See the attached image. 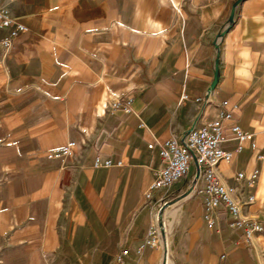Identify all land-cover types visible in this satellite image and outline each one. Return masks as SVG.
<instances>
[{"label":"crops","instance_id":"1","mask_svg":"<svg viewBox=\"0 0 264 264\" xmlns=\"http://www.w3.org/2000/svg\"><path fill=\"white\" fill-rule=\"evenodd\" d=\"M236 1L180 0L147 22L112 0L1 1L25 30L0 52V264H165L146 241L178 198L173 264H264V0L238 2L230 23ZM215 123L232 157L213 173L240 225L224 203L207 218L194 164L151 189L160 145Z\"/></svg>","mask_w":264,"mask_h":264},{"label":"built area","instance_id":"2","mask_svg":"<svg viewBox=\"0 0 264 264\" xmlns=\"http://www.w3.org/2000/svg\"><path fill=\"white\" fill-rule=\"evenodd\" d=\"M0 0V31L7 30L6 37H0V52L4 57L13 47L14 38L25 27L17 23L9 14L1 8ZM130 100L126 102H115L114 109L120 107L124 112H129ZM228 116L225 117V119ZM231 136L239 140V142L251 141L252 136L243 133L238 125L230 127ZM226 134L223 126L220 123H215L209 127L199 129H191L183 134L180 139L171 138L160 145V157L162 161V168L154 177L151 189H168L178 181L185 178L190 172L191 165L194 164L193 186L192 190L205 197V204L207 209V218L214 212L220 204L224 203L230 213L235 217V225H240L242 220L238 217V208L227 195L225 187L219 184L213 173L214 167L222 160L229 161L232 157L231 151H226L221 148V144L225 141ZM74 143H68L66 146L57 148L49 152L47 159H56L68 157L71 154V149ZM152 146H150L151 148ZM122 162H118L117 166H122ZM100 166L99 159H96L95 167ZM105 167H110V162L104 163ZM243 174H239L238 178H243ZM255 178V174L251 179ZM204 180V185L199 186L200 181ZM247 233L251 231H259L260 227L256 223L248 225ZM161 227L153 226L148 231L149 239L146 245L156 247L158 244V236ZM127 251L123 250L116 257V262L121 263L123 256Z\"/></svg>","mask_w":264,"mask_h":264},{"label":"rangeland","instance_id":"3","mask_svg":"<svg viewBox=\"0 0 264 264\" xmlns=\"http://www.w3.org/2000/svg\"><path fill=\"white\" fill-rule=\"evenodd\" d=\"M114 6L115 3H119L122 9V14L127 17L129 20H141L143 22H147L149 20H158L166 19V12L168 9H172L175 11V14H178L179 2L180 0H112ZM190 176V172L188 173ZM188 176V175H187ZM187 179L182 180L186 182ZM192 190V188H191ZM186 197V196H185ZM182 198L173 199L164 203V205L160 208L157 221L155 222V226L166 225V227H162L165 231L162 232L160 230L158 236V244L156 246L158 254H162V259L165 256L164 246L166 243H169V250L167 252L169 258L174 261L172 256V229L174 227L175 219L172 218L174 211L177 210L176 205H178L179 201ZM162 264V261L160 262Z\"/></svg>","mask_w":264,"mask_h":264},{"label":"bare ground","instance_id":"4","mask_svg":"<svg viewBox=\"0 0 264 264\" xmlns=\"http://www.w3.org/2000/svg\"><path fill=\"white\" fill-rule=\"evenodd\" d=\"M191 190V189H190ZM165 227H166V225H164ZM163 226V224H162V226H160L161 227V230H163L162 232H164L165 233V231H164V229L162 228V227H164ZM169 246H170V244L169 243H166L165 244V246H164V251L166 252L165 253V264H173V261L169 258V256H168V254H167V252H168V250H169Z\"/></svg>","mask_w":264,"mask_h":264},{"label":"water","instance_id":"5","mask_svg":"<svg viewBox=\"0 0 264 264\" xmlns=\"http://www.w3.org/2000/svg\"><path fill=\"white\" fill-rule=\"evenodd\" d=\"M241 0H237L236 2H235V4L233 5V7H232V10H231V13H230V16H229V22L231 23L232 22V20H233V15H234V8H235V6L237 5V3L238 2H240ZM216 76V75H215ZM215 84V81H214V83H213V85ZM213 85H212V87H213ZM161 231H163V230H161Z\"/></svg>","mask_w":264,"mask_h":264}]
</instances>
